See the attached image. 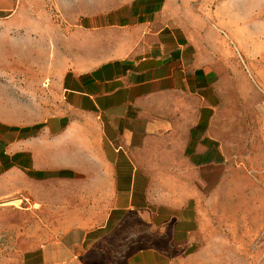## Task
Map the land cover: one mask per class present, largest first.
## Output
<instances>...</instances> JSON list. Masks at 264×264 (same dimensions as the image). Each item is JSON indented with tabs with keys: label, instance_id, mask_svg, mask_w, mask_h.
I'll return each instance as SVG.
<instances>
[{
	"label": "crops",
	"instance_id": "crops-1",
	"mask_svg": "<svg viewBox=\"0 0 264 264\" xmlns=\"http://www.w3.org/2000/svg\"><path fill=\"white\" fill-rule=\"evenodd\" d=\"M22 1L0 0V20ZM165 8L133 0L122 19L144 41L67 71L66 111L0 159L51 184L42 264H264V96Z\"/></svg>",
	"mask_w": 264,
	"mask_h": 264
},
{
	"label": "rangeland",
	"instance_id": "rangeland-1",
	"mask_svg": "<svg viewBox=\"0 0 264 264\" xmlns=\"http://www.w3.org/2000/svg\"><path fill=\"white\" fill-rule=\"evenodd\" d=\"M132 2L23 0L14 17L0 20V159L8 161L2 155L24 144L28 128L66 111L61 78L67 71L91 69L144 41L146 24L122 19ZM162 19L218 42L219 57L246 81L243 90L264 96V0H166ZM220 68L231 73L227 62ZM50 185L33 181L24 166L0 168V264H42L39 250L59 221L41 203ZM25 196L36 206L1 204Z\"/></svg>",
	"mask_w": 264,
	"mask_h": 264
},
{
	"label": "built area",
	"instance_id": "built-area-1",
	"mask_svg": "<svg viewBox=\"0 0 264 264\" xmlns=\"http://www.w3.org/2000/svg\"><path fill=\"white\" fill-rule=\"evenodd\" d=\"M20 202L21 204H25L30 209L36 206V203L34 202V200L28 196L20 198Z\"/></svg>",
	"mask_w": 264,
	"mask_h": 264
},
{
	"label": "bare ground",
	"instance_id": "bare-ground-1",
	"mask_svg": "<svg viewBox=\"0 0 264 264\" xmlns=\"http://www.w3.org/2000/svg\"><path fill=\"white\" fill-rule=\"evenodd\" d=\"M7 198V199H3V202L1 204H11V203H15L17 200H20L19 198Z\"/></svg>",
	"mask_w": 264,
	"mask_h": 264
},
{
	"label": "trees",
	"instance_id": "trees-1",
	"mask_svg": "<svg viewBox=\"0 0 264 264\" xmlns=\"http://www.w3.org/2000/svg\"><path fill=\"white\" fill-rule=\"evenodd\" d=\"M37 127H38V128H40V127H41V124H40V125H38ZM11 129H14V130H15V129H17V128H15V127H12ZM3 157H8V156H7V154H3V155H2V158H3ZM5 167H6V168H9V167H10V165H9V164H8V165H5Z\"/></svg>",
	"mask_w": 264,
	"mask_h": 264
}]
</instances>
